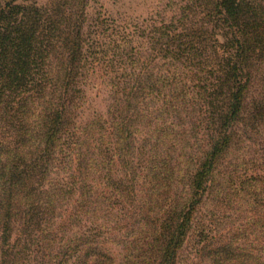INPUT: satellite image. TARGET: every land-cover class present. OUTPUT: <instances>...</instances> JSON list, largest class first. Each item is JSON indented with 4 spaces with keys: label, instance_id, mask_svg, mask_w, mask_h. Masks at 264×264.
<instances>
[{
    "label": "trees",
    "instance_id": "trees-1",
    "mask_svg": "<svg viewBox=\"0 0 264 264\" xmlns=\"http://www.w3.org/2000/svg\"><path fill=\"white\" fill-rule=\"evenodd\" d=\"M19 1L0 0V264H113L106 234L135 207L147 264H178L192 233L207 264H264V0H191L206 21L148 32L89 0ZM101 66L113 104L80 124ZM223 210L236 223L212 228Z\"/></svg>",
    "mask_w": 264,
    "mask_h": 264
},
{
    "label": "rangeland",
    "instance_id": "rangeland-1",
    "mask_svg": "<svg viewBox=\"0 0 264 264\" xmlns=\"http://www.w3.org/2000/svg\"><path fill=\"white\" fill-rule=\"evenodd\" d=\"M39 5L46 4L49 0H33ZM191 0H89L88 15L89 17H96L99 12L106 17L117 20V23L121 26L127 27L129 31H135L136 29L149 31L151 28L160 27L163 23H170L183 15L186 11V15L189 14V21H193L197 24H201L205 20L202 12H193L184 10V7L189 4ZM20 3H24V0H20ZM195 11V10H194ZM134 44L141 53L145 52L147 41L146 38H138V34L135 35ZM99 68V67H98ZM104 66L96 69L87 81L85 86L86 98L81 108L78 110V122L85 124L90 120L100 117L106 118L110 106L113 104L115 91L110 82L109 76L104 71ZM188 128V127H187ZM200 142L194 133L189 129V133L186 135L180 148H186V151L190 153L192 158H202L205 145ZM194 165V164H193ZM192 167V166H191ZM60 170V169H59ZM59 182L68 177L67 170H60L57 173ZM57 182V181H56ZM58 182V183H59ZM181 191V190H180ZM143 194V193H142ZM138 200L143 197H137ZM140 203V202H139ZM116 211L114 214H119ZM143 212L139 207H135L132 211L133 217L128 220L130 227L125 234L112 230L111 233L106 234L108 241L104 247L113 256V264H147V259L144 254L145 242L142 241L144 234L142 235L143 225L138 222L140 214ZM67 215V213H66ZM206 215V214H205ZM204 215V216H205ZM66 216H64L65 218ZM102 219L104 216H100ZM238 218L235 212L221 211L216 214L215 217L210 218L211 227L217 229H224L225 227L233 226ZM206 220V219H205ZM207 221V220H206ZM142 222V221H141ZM220 224V225H219ZM76 229V228H74ZM75 233L78 230H74ZM145 236H147L145 234ZM134 242V248L130 250L125 249L128 247L129 242ZM143 249L141 250L140 248ZM201 245H199V238L192 235L186 239L182 249L179 251V263L178 264H207L200 254Z\"/></svg>",
    "mask_w": 264,
    "mask_h": 264
}]
</instances>
